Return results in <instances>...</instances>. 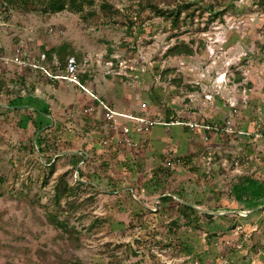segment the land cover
<instances>
[{
	"label": "rangeland",
	"instance_id": "obj_1",
	"mask_svg": "<svg viewBox=\"0 0 264 264\" xmlns=\"http://www.w3.org/2000/svg\"><path fill=\"white\" fill-rule=\"evenodd\" d=\"M102 1L57 14L0 4V53L69 44L99 99L0 66V264H264V5ZM146 1L180 7L179 28ZM179 43L193 54H170ZM62 174L72 190L58 207ZM183 203L197 213L179 220Z\"/></svg>",
	"mask_w": 264,
	"mask_h": 264
},
{
	"label": "trees",
	"instance_id": "obj_2",
	"mask_svg": "<svg viewBox=\"0 0 264 264\" xmlns=\"http://www.w3.org/2000/svg\"><path fill=\"white\" fill-rule=\"evenodd\" d=\"M97 3V0H0V4L4 5L6 9H16L21 10L24 12H41L45 14H57L61 13L63 11H72L75 13H82L85 12L86 9H92L95 7ZM257 4L264 5V0H259ZM141 7L145 5L146 8H149L150 10L158 13L160 16L165 17L167 19H170L171 25L174 28H179L181 22H180V16L182 13L181 8L173 9V10H164L159 7V5L154 4L153 2L146 1L145 4L140 2ZM99 7L103 9L104 11H111V5L107 2V0H103ZM184 7L186 9H189L192 7V3L188 2L184 4ZM212 13L215 15H222V11H217V9H210ZM42 52L46 55V62L51 70L52 73L56 74L64 73L65 67H66V61L67 58L70 57L71 54H73V49L71 45L69 44H61L55 48L46 49L43 47ZM169 53L172 55H192L193 50L190 46L186 45L185 43H179L169 49ZM39 58V54L36 55V57L33 58ZM57 59L60 67L57 68L56 66H52L53 60ZM57 75V74H56ZM60 75V74H58ZM62 75V74H61ZM80 81L84 84V79L82 77H79ZM25 76H20L19 80L23 83H25ZM55 80V79H54ZM59 82H66V81H59ZM3 84V82L0 80V86ZM80 89V88H78ZM95 100H92V103H94ZM99 102V101H98ZM96 104V102L94 103ZM174 122V119L170 117V113L167 114L165 123L170 124ZM209 127H213L211 125H208ZM74 158H78L76 164L81 162L84 159V156L80 157L77 155H72ZM162 169H158L155 171L154 174H156V178L159 176V172ZM80 171V169H79ZM66 174H62L57 178L56 184L54 186V196H53V202L56 204V206L60 207L61 200L65 198V195L68 194L72 188L69 186L68 182L65 179ZM151 182V181H149ZM80 183V182H79ZM264 186V182H261ZM150 187V183H147L144 185L143 188L147 189ZM245 192V191H243ZM166 200H172L171 198H166ZM183 208L181 216H179V220L182 217H189V215L197 213V211L190 205L187 204H180ZM258 212L251 213V216L257 214ZM47 220L48 222L54 226L56 229H59L62 231V233L66 234L69 238H76L74 235V229L72 230L68 224L64 221L59 219V216L51 211H48L47 213ZM206 218L212 219L211 216L208 214H202ZM178 219H176L172 224L177 226Z\"/></svg>",
	"mask_w": 264,
	"mask_h": 264
},
{
	"label": "built area",
	"instance_id": "obj_3",
	"mask_svg": "<svg viewBox=\"0 0 264 264\" xmlns=\"http://www.w3.org/2000/svg\"><path fill=\"white\" fill-rule=\"evenodd\" d=\"M4 25L5 24L0 21V29H2V27H4ZM46 59L47 58H46L45 53L39 54V58L37 57V58L30 59V58L24 56L20 49H16V51L11 55L0 53V66L15 65V66H18L20 68L30 67L33 69H37V70L43 72L47 77H49L51 79L64 80V81H66L72 85H75V86L81 88L86 93L93 96V98L95 100L99 101V99L95 95H93V93L89 92L81 84V81L79 78V71H78V62H77L76 57L70 56L67 58L65 71L62 75H58V74L56 75V74L52 73L51 70L49 69V66L46 62ZM121 117L126 118L127 116L121 115ZM128 118H130V117H128Z\"/></svg>",
	"mask_w": 264,
	"mask_h": 264
},
{
	"label": "bare ground",
	"instance_id": "obj_4",
	"mask_svg": "<svg viewBox=\"0 0 264 264\" xmlns=\"http://www.w3.org/2000/svg\"><path fill=\"white\" fill-rule=\"evenodd\" d=\"M222 76H219V80L221 81Z\"/></svg>",
	"mask_w": 264,
	"mask_h": 264
}]
</instances>
